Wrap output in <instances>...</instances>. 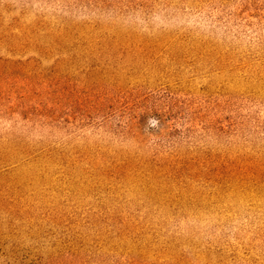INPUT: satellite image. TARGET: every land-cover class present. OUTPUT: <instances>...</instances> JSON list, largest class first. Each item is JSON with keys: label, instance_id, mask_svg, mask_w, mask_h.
<instances>
[{"label": "rangeland", "instance_id": "obj_1", "mask_svg": "<svg viewBox=\"0 0 264 264\" xmlns=\"http://www.w3.org/2000/svg\"><path fill=\"white\" fill-rule=\"evenodd\" d=\"M0 264H264V0H0Z\"/></svg>", "mask_w": 264, "mask_h": 264}]
</instances>
